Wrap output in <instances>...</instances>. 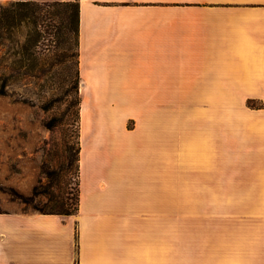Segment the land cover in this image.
<instances>
[{
	"label": "crops",
	"instance_id": "crops-1",
	"mask_svg": "<svg viewBox=\"0 0 264 264\" xmlns=\"http://www.w3.org/2000/svg\"><path fill=\"white\" fill-rule=\"evenodd\" d=\"M12 2H78L79 206L0 264H264V0Z\"/></svg>",
	"mask_w": 264,
	"mask_h": 264
},
{
	"label": "rangeland",
	"instance_id": "rangeland-1",
	"mask_svg": "<svg viewBox=\"0 0 264 264\" xmlns=\"http://www.w3.org/2000/svg\"><path fill=\"white\" fill-rule=\"evenodd\" d=\"M60 10L40 7V73L36 77L27 74L23 54L32 26L16 19L0 31V80H5L4 87L0 81V211L4 213H36L34 206L48 210L72 204L76 197L82 98L76 84V38L59 30L60 19L47 16ZM114 99L111 102L120 100ZM133 122L129 121V128ZM39 184L40 197L27 204L8 194L13 188L28 198Z\"/></svg>",
	"mask_w": 264,
	"mask_h": 264
},
{
	"label": "trees",
	"instance_id": "trees-1",
	"mask_svg": "<svg viewBox=\"0 0 264 264\" xmlns=\"http://www.w3.org/2000/svg\"><path fill=\"white\" fill-rule=\"evenodd\" d=\"M43 6H52V7H62V10L57 11L55 14H48V18H58L61 21L59 30L68 33V36L74 35L76 40V49L78 45V16H79V6L78 2H67V3H37V2H12L8 7L0 8V31H5L11 27L16 19H21L22 22H25L32 26V31L28 34L25 39V44L23 46V54L26 56V61L28 64L25 65L27 74L32 77H36L37 72L40 73V59L38 56L37 49L40 44V7ZM2 38V34H0ZM76 65H77V55H76ZM1 86H5V80L2 79ZM79 74L78 70L76 72V84H79ZM247 106L250 108H261L262 105H255L253 100H248L246 102ZM79 133H78V142L76 149V163H77V183H76V197L74 203L72 204H63L59 206H52L50 209H40L38 206H34L33 209L38 214L42 215H58V216H74L78 211L79 206V151H80V142H79ZM50 174H48V177ZM8 194L15 199L22 200L24 203L33 202L36 198L40 197V184L34 186L31 192L30 197H24L19 194L13 188H9ZM69 200V198H66ZM56 207V208H53ZM24 213H26L24 211ZM0 214H6L0 211Z\"/></svg>",
	"mask_w": 264,
	"mask_h": 264
}]
</instances>
